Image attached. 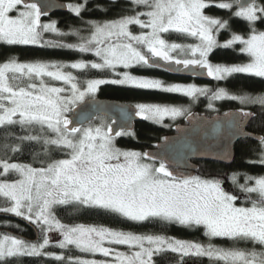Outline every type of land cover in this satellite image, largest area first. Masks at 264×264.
I'll return each instance as SVG.
<instances>
[{"label":"snow or ice","instance_id":"6c2138e0","mask_svg":"<svg viewBox=\"0 0 264 264\" xmlns=\"http://www.w3.org/2000/svg\"><path fill=\"white\" fill-rule=\"evenodd\" d=\"M136 6L148 10L135 15L121 16L117 20L104 23L90 22L92 31L89 37L80 36L79 44L61 45L78 48L80 52H94L101 62L86 63L78 61L70 65L73 69H111L123 65L163 67L159 61L169 65L184 67L198 66L206 70V75L217 81L226 80L233 74H250L264 78V31L255 28L259 20L264 22V0H221L216 6L231 9L235 5V17L243 18L250 27L247 38L232 33L231 38L219 44L214 32L230 29L228 20L204 14V9L214 0H132ZM23 6L21 9L20 6ZM77 15L84 9V4L67 5ZM16 12L15 16L11 15ZM41 9L36 3L26 0H0V41L8 45L39 44L41 31L58 32L55 23L39 24ZM146 16L147 19H141ZM140 25L147 31L134 35L129 25ZM175 31L192 37H198L196 45L168 43L162 34ZM61 35H67L61 33ZM51 43V42H46ZM239 43L241 53L248 56V61L241 64H212L208 56L216 48L228 49ZM147 49L146 55L141 48ZM179 50L181 54L191 53L192 59H178L171 53ZM199 53V59L195 58ZM67 67L58 63H21L15 58L0 63V126L19 124L21 128L39 125L53 136H24L21 141H41L45 145H54L66 149L69 158L52 161L47 167L34 168L28 164L9 162L0 159V175L9 172L18 173L20 179L8 182L0 181V197L5 205L0 212L13 213L35 223L43 233L39 243L27 242L15 236L0 237V264H5L8 257L54 256L62 264H153V256L164 251L180 253L182 256H207L224 264H264V250L255 249H219L209 244L171 240L163 236L138 235L131 232L117 231L105 227L62 224L52 214L53 205H85L108 210L132 221H145L158 218L175 221L181 225H203L209 237H228L235 240H250L264 249V175L253 177L245 175V183L238 187L245 193L255 194L251 207H236L237 196L223 190L218 179H201L184 176L169 171L161 159L159 166L144 163V158L155 161L151 153L122 151L116 148L111 134V125L102 123L96 127L73 126V120L67 113L72 106L82 101L86 95H94L98 86L108 81L92 79L85 81L86 88L78 87L77 77L71 72L62 71ZM121 79L111 81L118 84H132L144 89H160L170 93H182L193 101L199 96H208V107L213 108V101L220 99L239 100L245 104L264 106V94H230L225 88L216 90L207 87L165 83L132 75L129 71L120 74ZM63 81L71 85V96L61 95L67 89L45 83L43 77ZM27 78L30 83L21 86ZM39 79V84L31 82ZM211 92V95H209ZM136 115L145 119L162 122L164 117L192 115L183 106L161 104H139ZM244 112V117L253 116ZM16 117V119H14ZM115 132V136L123 135ZM264 146V136L258 137ZM18 146L12 151H17ZM121 158L123 160L121 161ZM259 163L264 165V152ZM237 173L230 179L238 182ZM249 182H252L251 184ZM60 231L63 239L59 241L61 249L75 246L82 253H100L110 260H88L79 257H65L45 252L50 240L48 233L53 229ZM108 245H127L131 254L116 251ZM147 244V246H146Z\"/></svg>","mask_w":264,"mask_h":264},{"label":"trees","instance_id":"16d2710c","mask_svg":"<svg viewBox=\"0 0 264 264\" xmlns=\"http://www.w3.org/2000/svg\"><path fill=\"white\" fill-rule=\"evenodd\" d=\"M68 5L84 4V9L79 15L73 11L59 12L52 16H41V19L52 21L60 30V34L53 35L48 32L42 34L40 46L27 45H8L4 42L0 43V63L7 62L9 59L15 58L22 62H70V61H85L91 62L95 58L92 52H80L77 48H68L61 45L79 44L80 36L87 37L92 31L90 22H108L119 19L121 16L135 15L137 12H145L147 8L136 6L132 0H64ZM231 0H227L230 2ZM221 0H214L212 5L205 8V14L211 17L228 20L230 29H224L221 32L220 39L225 40L232 33L240 34L247 37L250 33V27L243 18L235 17L233 13L237 10L234 5L231 9H220L216 5ZM146 20V16H143ZM255 28L259 31H264V22L257 21ZM133 32L141 31L137 25H131ZM79 32L80 36L74 33ZM61 33L67 35H61ZM167 41L177 43H191V38L176 32H168L164 34ZM51 42V43H46ZM235 47L223 49L217 48L210 54V60L217 64H240L247 62V57L239 53ZM143 68V69H142ZM131 72L148 76V77H164L168 82L172 81L173 77L156 68L141 67L132 68ZM113 72L110 69H87L76 72L78 78L89 79H104L112 77ZM196 82H200L196 80ZM215 90L217 88L227 87V90L236 95L243 94H261L264 93V79L236 74L229 78L224 84L223 82H215ZM211 86V85H210ZM212 87V86H211ZM106 99L120 100L128 103H173L181 104L186 102L182 96L161 92L151 89H139L132 87L119 86L115 84H104L98 90V96ZM208 96H203L197 102L195 109L203 113H208ZM215 110L213 113H222L234 108H240L232 101H215ZM256 111V117L250 122L249 129L256 134L264 135V107L259 105L253 106ZM210 114V113H208ZM45 130V128H44ZM172 133V128L165 132L163 128L148 121H139L136 124V131L132 138H120V143L124 147L144 150L145 147L151 148L158 144L167 133ZM41 127L35 125L32 127L21 128L19 124L5 125L0 127V159H8L9 162L20 164H31L33 166H45L53 159H57L66 155L65 151L53 146H46L41 141H21L19 138L29 135L44 136ZM18 146L17 151H12L13 147ZM262 149L259 142L246 139L239 141L235 146V160L230 166H225L219 163L205 162L201 165L203 175L219 176L228 173L229 182L224 186L228 193L235 192L238 184L245 183V175L261 176L264 175V165L259 163L262 158ZM0 168V172H2ZM233 173H237L238 182L234 184L230 177ZM18 174L9 172L7 175H0V180H16ZM250 183V182H249ZM237 203L239 205L250 206L251 200L256 199L255 194L241 192L238 195ZM6 206L5 199L0 197V207ZM56 217L70 225L87 224V225H102L110 228L131 231L140 234L165 235L172 236L183 240H190L200 244L213 245L221 249H242L250 251L255 249L260 252L261 245L250 240H235L227 237H209L203 226H188L181 225L175 221L169 222L158 218H153L145 221H132L119 214L112 213L108 210L98 207H87L85 205L69 204L60 205L55 208ZM2 213V212H0ZM7 230L23 236L34 237L36 232L27 223L6 217H0V231ZM4 233V232H2ZM35 233V234H34ZM36 237V236H35ZM59 251V250H58ZM53 250V252H58ZM65 257H81L84 254L74 249H66L60 251ZM5 264H62L50 256H20L6 258ZM63 264H68L65 260ZM155 264H224L215 259H210L204 256L181 257L174 252H163L155 257Z\"/></svg>","mask_w":264,"mask_h":264},{"label":"water","instance_id":"95a60500","mask_svg":"<svg viewBox=\"0 0 264 264\" xmlns=\"http://www.w3.org/2000/svg\"><path fill=\"white\" fill-rule=\"evenodd\" d=\"M27 3H36L41 9V15L48 17L59 12H69L67 3L64 0H26ZM163 67H155L169 75L183 79H196L202 82H209L211 77L206 75V70L198 66L184 67L183 65L168 64L159 61ZM136 106L114 99L90 98L73 108L71 117L73 126H88L98 117H107L112 120L111 126L115 132L135 130L136 123L142 119L136 115ZM184 124L177 125L175 133L168 135L154 148L146 153L155 156L154 162L164 160L167 167L173 173L184 176L196 177L200 172V162H213L230 166L235 160V146L239 141L251 139L259 142L261 136L247 130L253 116L244 117L239 110H230L226 113L209 116L201 112L191 113ZM148 159V158H147ZM150 160V159H149ZM153 161V160H151ZM0 217L15 219L27 223L26 220L0 213ZM33 229H35L33 227ZM6 234L17 236L24 240L26 237L2 230ZM36 238L38 239V233Z\"/></svg>","mask_w":264,"mask_h":264},{"label":"rangeland","instance_id":"374dc122","mask_svg":"<svg viewBox=\"0 0 264 264\" xmlns=\"http://www.w3.org/2000/svg\"><path fill=\"white\" fill-rule=\"evenodd\" d=\"M231 2V1H230ZM209 5H212V4H209ZM21 7V9L23 8V6L21 5L20 6ZM207 8V7H206ZM71 10V9H70ZM148 10V9H147ZM72 11V10H71ZM74 14H76L75 12H73ZM17 13L14 11V12H12L11 13V15H13V16H15ZM204 14H205V9H204ZM206 15V14H205ZM41 16L42 15H40V17H39V24L40 25H44V24H50V23H53L52 21H48V20H44V19H41ZM240 18V17H239ZM141 19H144L143 18V16H141ZM147 19V18H146ZM145 20V19H144ZM107 22V21H106ZM95 23H104V22H95ZM136 25V24H135ZM138 26V28H140V30L141 31H137V32H133V30L131 29V25H129V31L132 33V34H134V35H139L141 32H143V31H147V29H142L141 28V26L140 25H137ZM55 27H56V24H55ZM57 28V27H56ZM58 29V28H57ZM224 29H221L220 30V32H218V33H216V32H214V35H215V37H216V39H217V41H218V43L219 44H223V43H225L228 39H230L231 38V36H229L228 38H226V41H222L221 39H220V34H221V32L223 31ZM38 31H41V34H43V33H46V32H48V34H53V35H58V34H60V30L58 29V32H52V31H44L42 28H38ZM170 32H175V31H170ZM176 33H178V32H176ZM47 34V33H46ZM165 34V33H164ZM164 34H162V38L163 39H165L166 40V38L164 37ZM180 34H183V35H185V36H189V35H187V34H184V33H180ZM90 35H88L87 37H89ZM189 38H191L192 40H191V43H177V42H170V41H167L168 43H176V44H180V45H185V46H187V45H196V44H198L200 41H199V38L198 37H192V36H189ZM245 38H247V37H245ZM1 42H3V41H0V43ZM5 43V42H4ZM42 43H39V44H29V45H27V46H40ZM18 45H20V44H18ZM242 46V45H240L239 43H237L236 45H234V46ZM233 46V47H234ZM78 49V48H77ZM217 49V48H216ZM141 50L146 54V55H150V53H148L147 52V49L146 48H144V47H142L141 48ZM215 50V49H214ZM213 50V51H214ZM93 54H94V60L93 61H91V62H96V63H99V62H101V60H100V58L99 57H97L96 55H95V53L94 52H92ZM173 56H175L176 58H178V59H192V58H194L192 55H191V53H189V52H186L185 54H181L180 52H179V50H177V51H174V52H172L171 53ZM211 54V53H210ZM210 54H209V56H208V60L212 63V64H217V63H214V62H212L211 60H210ZM246 57L248 58V56H247V54H246ZM195 58H197V59H199V53H197L196 54V56H195ZM247 61H248V59H247ZM18 62H21V63H35V62H40V61H32V62H22V61H18ZM75 62H78V61H70V62H45V63H58V64H64V65H66L67 67H65V68H63L62 69V71H65V72H71L72 73V75L73 76H75V77H77L78 78V76H77V74H76V72L77 71H79V70H81V69H73V68H71L70 67V65L72 64V63H75ZM85 62V61H84ZM91 62H86V63H91ZM225 65H233V64H225ZM134 67H137V66H132L131 68H129V69H125L124 67H123V65H117V67H116V69L115 70H111L113 73V75H112V77H110V78H104V79H102L101 78V80H105V81H108L107 83H103V84H101V85H99L98 86V88H97V90H96V92H95V94L94 95H86L85 97H84V99L82 100V101H79V102H77L74 106H72V109H71V111L70 112H68L67 113V115H68V117L72 114V110H73V108H75L76 106H78L79 104H81L82 102H84L85 100H87V99H90V98H98L97 96H98V90H99V88H100V86H102V85H104V84H115V85H119V86H125V87H132V88H139V89H144V88H140V87H137V86H135V85H132V84H118V83H112L111 81H114V80H118V79H121L122 78V76L120 75L121 73H123L124 71H129L132 75H135V76H140V74H136V73H133V72H131V70H132V68H134ZM239 74H241V73H239ZM243 74V73H242ZM254 76V75H253ZM140 77H147V76H140ZM147 78H150V79H157V78H153V77H147ZM212 78V77H211ZM43 79H44V81H45V83H47V84H49V85H51V86H56V87H60V88H64V89H67V91L66 92H64V93H61V95H67V96H71V85L70 84H66L65 82H63V81H56V80H54V79H52V78H50V77H47V76H45V77H43ZM89 80H92V79H89ZM158 80H161V81H163L164 82V80H162V79H158ZM213 80H215L214 78H212V80L211 81H213ZM85 81H87V80H84V79H77V83H78V87L83 91L85 88H86V83H85ZM31 82H34V83H37V84H39V79L38 78H36V79H34L33 81H31ZM210 82V81H209ZM215 82H219V81H217V80H215ZM21 83V86H26L28 83H30V81H28L27 80V78H25L23 81H21L20 82ZM165 83V82H164ZM171 84H180V85H192V84H194V85H196V86H198V87H207L208 89H211V90H215V88H214V85H212V84H210V85H208L207 84V82H202V81H200L199 83L198 82H190V83H175V82H170V83H165V85H171ZM152 90H159V91H162V90H160V89H152ZM163 92H165V91H163ZM168 93V92H167ZM170 93V92H169ZM230 93V92H229ZM171 94V93H170ZM172 94H174V95H177V96H182V97H184L185 98V100H186V102H184V103H181V104H179V103H177V104H173V103H132L134 106H137V105H139V104H161V105H175V106H183V107H185V108H187L188 110H189V112L190 113H194V112H201V111H198V110H196L195 109V106H196V104H197V102L199 101V99L200 98H202L203 96H199L198 97V99H196L195 101H193L190 97H187V96H185L184 94H182V93H172ZM230 94H232V93H230ZM262 94H264V93H261V94H252V95H254V96H256V95H262ZM209 95H211V92H209ZM206 97V96H205ZM216 101H218V100H216ZM219 101H232V102H234L236 105H239L240 106V108H249V107H252V106H254V105H259V104H245V103H241L239 100H232V99H227V98H225V99H220ZM215 101H213V108H209V107H207V109L208 110H210V111H214L215 110V108H216V106H215V103H214ZM259 106H261V105H259ZM261 107H264V106H261ZM233 109H234V107H233ZM210 111H208V113H210V114H208L207 112L206 113H204V114H207V115H209V116H212V115H215V114H222V113H226V112H222V113H213V112H210ZM201 113H203V112H201ZM186 116H188V114H185V115H183V116H179V117H176L175 119H172L171 117H164L163 118V120H162V122H160V123H157V122H155V121H153V120H149V119H145L143 116H141V118H143V119H145V121H148V122H150V123H154V124H156V125H158L159 127H161V128H163V130L165 131V132H168L171 128H173L174 129V127H175V125H179V124H183V123H181L182 122V120L186 117ZM14 119H16V117H14ZM104 124L105 125V127H107L108 125H110V121L108 120V119H106V118H98L97 120H95L93 123H91L90 125H88V126H85V127H89V126H92V127H96V126H100L101 124ZM37 126H39V125H37ZM1 127V126H0ZM40 127V126H39ZM44 128H45V130H44ZM44 128L42 129L44 132H47L44 136H53L54 134L53 133H51L50 132V130H48L47 129V126H44ZM175 133V131H173L172 133H167L166 134V136H168V135H170V134H174ZM131 135H134V134H131ZM43 137V136H42ZM119 137V136H118ZM118 137H114V140H113V143H114V145H115V147L116 148H119V149H121L122 151H135V152H140V153H144V151L143 150H141V149H134V148H130V147H124L123 145H121V143H120V138H118ZM121 138H132L133 139V136L131 137V136H127L126 134L125 135H123ZM164 140V138L161 140V141H163ZM160 141V142H161ZM41 142L43 143V140H41ZM44 144V143H43ZM157 145V144H156ZM156 145H153V146H156ZM46 146H48V145H46ZM49 146H53V147H55V148H57L56 146H54V145H49ZM59 149H61V148H59ZM144 149H149L148 147H145ZM150 149H152V148H150ZM261 149H262V151L264 152V146H261ZM63 151H65V153H66V155L65 156H63V157H60V158H55V159H53L52 161H55V160H60V159H67V158H69V156H68V154H67V150L66 149H62ZM123 160V158H121V161ZM52 161H50L49 163H51ZM143 162L144 163H154L155 164V166L156 167H158L159 166V162H154V161H150V160H148L147 158H144V160H143ZM48 163V164H49ZM205 162H200L199 163V165H200V172L198 173V175L196 176V177H200L201 179H218V180H220L221 182H222V184H221V187L223 188V190L225 191V189H224V186L226 185V184H228V182H229V176H228V173H225V174H222V175H219V176H215V175H209V176H206V175H202L203 173H202V170H201V165L202 164H204ZM48 164H46L45 166H33V165H31V164H28V165H31L32 167H34V168H41V167H47L48 166ZM262 165V164H261ZM16 174H18V173H16ZM200 175H202V176H200ZM18 176H19V174H18ZM262 176V175H261ZM254 177V176H253ZM256 177V176H255ZM258 177V176H257ZM21 177L19 176L16 180H18V179H20ZM16 180H10V181H8V182H13V181H16ZM1 181V180H0ZM252 182H250V184H251ZM238 187V186H237ZM242 192V190L238 187L237 189H236V191L235 192H232V193H230V194H232V195H235V196H237V199L239 198L238 197V195L240 194ZM234 205L236 206V207H251L252 205H250V206H246V205H239L238 203H237V200L236 201H234ZM57 206H60V205H53L52 206V209H51V211H52V214L55 216V218L56 219H58L57 217H56V215H55V208L57 207ZM87 207H93V206H87ZM2 213H4V212H2ZM5 214H8V215H12V216H16L15 214H13V213H5ZM18 217V216H17ZM20 218H22V219H24L23 217H20ZM24 220H26V219H24ZM59 220V219H58ZM26 221H28V220H26ZM60 221V220H59ZM29 222V221H28ZM62 224H65V225H69V226H75V225H70V224H66V223H64V222H62V221H60ZM29 224H31V225H33V226H35L36 227V229H37V233H38V239L36 240V241H27V242H32V243H39V242H42V240H43V233L41 232V230H40V228L35 224V223H29ZM77 225H81V224H77ZM82 225H85V226H96V227H105V228H110V227H106V226H102V225H87V224H82ZM201 226H203V225H201ZM204 227V226H203ZM110 229H114V228H110ZM114 230H117V231H124V230H121V229H114ZM124 232H131V231H124ZM131 233H134V232H131ZM135 234H138V235H151V234H140V233H135ZM3 235H9V234H3V233H1L0 234V237H2ZM10 236H13V235H10ZM153 236H163V237H165V238H168V239H171V240H180V241H188V242H193V243H197V242H194V241H190V240H183V239H179V238H176V237H172V236H165V235H153ZM16 238H18V239H22V238H19V237H17V236H15ZM37 237V236H36ZM35 237V238H36ZM48 238H49V240H50V243H49V245H47L46 246V248H45V252H48V253H53L54 255H63L60 251L61 250H66V249H74V250H77V251H79L80 252V250H78V249H76L75 248V246H69V248H66V249H61L60 247H59V241L60 240H62L63 239V237H62V235H61V233H60V231L59 230H57V229H55V228H53L49 233H48ZM228 238V237H227ZM22 240H24V239H22ZM24 241H26V240H24ZM198 244H200V243H198ZM201 245H204V244H201ZM105 246L106 247H112V248H114L116 251H119V252H124V253H128V254H131V252L132 251H136V250H138V249H130L127 245H108L107 243L105 244ZM146 246H147V244H146ZM204 246H208V245H204ZM215 248H218V247H215ZM219 249H221V248H219ZM224 249V248H223ZM53 250H55V251H58V252H53ZM164 252H168V251H164ZM169 252H171V251H169ZM80 253H82V252H80ZM163 253V252H162ZM175 253V252H174ZM84 255L83 256H81L80 258L81 259H88V260H97V261H102V260H112L113 258L110 256V257H104L102 254H100V253H96V254H91V253H83ZM159 254H161V253H157V254H155L154 256H153V264L155 263V257L156 256H158ZM177 254H179V256H181V257H193V256H195V255H188V256H182L180 253H177ZM39 256H41V255H39ZM45 256H49V255H45ZM64 256V255H63ZM50 257H52V258H54V256H50ZM204 257H207V256H204ZM8 258H10V257H8ZM207 258H209V257H207ZM212 259H214V258H212ZM216 260V259H215ZM221 262H223L224 263V261H221Z\"/></svg>","mask_w":264,"mask_h":264},{"label":"flooded vegetation","instance_id":"af4514ba","mask_svg":"<svg viewBox=\"0 0 264 264\" xmlns=\"http://www.w3.org/2000/svg\"><path fill=\"white\" fill-rule=\"evenodd\" d=\"M68 5V4H67ZM68 9H69V7H68ZM47 18V17H46ZM222 41H226V39L225 40H222ZM235 48H236V50L238 49V51H239V48H240V46H234ZM239 53H241V52H239ZM241 54H244V55H246L245 53H241ZM236 64H238V63H236ZM241 64V63H240ZM141 67H147V66H137V67H134V68H141ZM149 68V67H148ZM150 68H155V67H150ZM143 69V68H142ZM156 69H158V68H156ZM158 70H161V69H158ZM161 71H163V70H161ZM163 72H165V71H163ZM166 73V72H165ZM166 74H168V73H166ZM233 75H236V74H233ZM232 75V76H233ZM240 75H246V76H251V77H256V76H253V75H250V74H240ZM140 76H144V75H140ZM231 76V77H232ZM148 77V76H147ZM231 77H229V78H231ZM228 78V79H229ZM256 78H260V79H264V78H261V77H256ZM157 79H162V80H164V82L165 83H170V82H168V79H166V78H164V77H157ZM228 79H226V80H220L219 82H223L224 84H226V82H227V80ZM195 81V79H183V78H172V81L171 82H175V83H190V82H194ZM196 82V81H195ZM215 83V80H213V81H210V82H207V84L208 85H210V84H214ZM222 88H225V89H227V87L225 86V87H222ZM152 90V89H151ZM159 91V90H158ZM161 92H163V91H161ZM167 93V92H166ZM169 93V92H168ZM172 94V93H171ZM101 98V97H100ZM126 103H128V102H126ZM129 104H132V103H129ZM133 105V104H132ZM255 106V105H254ZM230 110H239V111H241V112H248V113H253L254 114V118L256 117V111H254L253 110V106L252 107H249V108H232V109H230ZM230 110H227L226 112H228V111H230ZM189 116V115H188ZM188 116H186L183 120H182V122L181 123H185V121H186V118L188 117ZM71 117V115L69 116V118ZM101 118H106V119H108L109 121H110V125H111V123H112V120H110L109 118H107V117H102V116H100ZM100 117H98V118H100ZM140 118H141V116H139ZM97 118V119H98ZM96 119V120H97ZM142 119V121H145V119H143V118H141ZM137 124V123H136ZM178 125V124H177ZM177 125H175V127L177 126ZM179 125H181V124H179ZM249 126H250V124L248 125V128H247V130H249V131H252V130H250L249 129ZM174 127V128H175ZM135 131H136V127H135V130L134 131H132V132H126V131H123L124 132V134L123 135H127V136H133L134 137V135H131V134H135ZM172 131H175L173 128H172ZM253 132V131H252ZM123 135H120L119 137L118 136H115V137H118V138H121ZM171 135V134H170ZM260 135V134H259ZM261 136H264V135H261ZM166 137V136H165ZM155 146H153V147H151V148H154ZM148 150H150V148L149 149H144L143 151H144V153L145 152H147ZM169 169V168H168ZM169 171H172L171 169H169ZM203 175V174H202ZM202 175H200V176H202ZM32 229H33V227L36 229V227L35 226H33V225H29ZM35 229H34V231L33 232H35ZM1 233V232H0ZM14 233V232H13ZM5 234V233H4ZM35 234V233H34ZM20 235V234H19ZM36 236V235H35ZM35 236L34 237H26V236H24V237H26L28 240H26V241H33L34 239H35ZM155 264V263H154Z\"/></svg>","mask_w":264,"mask_h":264}]
</instances>
